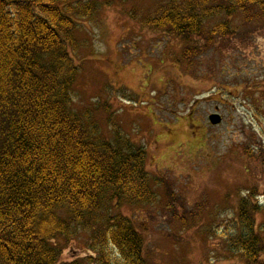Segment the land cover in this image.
<instances>
[{
	"label": "rangeland",
	"instance_id": "obj_1",
	"mask_svg": "<svg viewBox=\"0 0 264 264\" xmlns=\"http://www.w3.org/2000/svg\"><path fill=\"white\" fill-rule=\"evenodd\" d=\"M71 1L96 4L92 18L77 19L72 108L106 138L118 126L147 152L156 201L116 210L142 235L146 263L247 264L229 239L244 197L264 234V10L213 18L208 27L227 21L233 34L204 49L192 37L202 50L185 59L178 36L145 25L159 0ZM90 242L87 231L51 241L60 263L91 255ZM114 251L99 262L118 264Z\"/></svg>",
	"mask_w": 264,
	"mask_h": 264
},
{
	"label": "trees",
	"instance_id": "obj_2",
	"mask_svg": "<svg viewBox=\"0 0 264 264\" xmlns=\"http://www.w3.org/2000/svg\"><path fill=\"white\" fill-rule=\"evenodd\" d=\"M253 5L264 10V0H159L144 22L178 36L190 59L216 36L233 34L227 21L208 27L213 18ZM95 10L92 1L0 0V264H103L109 249L118 264H147L142 235L116 211L156 201L146 149L118 126L106 138L72 108L77 19ZM194 36L206 41L202 49L191 46ZM256 210L241 199L229 239L247 264L263 263ZM78 231L88 232L96 255L60 263L63 249L51 241Z\"/></svg>",
	"mask_w": 264,
	"mask_h": 264
},
{
	"label": "water",
	"instance_id": "obj_3",
	"mask_svg": "<svg viewBox=\"0 0 264 264\" xmlns=\"http://www.w3.org/2000/svg\"><path fill=\"white\" fill-rule=\"evenodd\" d=\"M210 124L217 125L221 122V117L218 113L210 114L208 117Z\"/></svg>",
	"mask_w": 264,
	"mask_h": 264
},
{
	"label": "flooded vegetation",
	"instance_id": "obj_4",
	"mask_svg": "<svg viewBox=\"0 0 264 264\" xmlns=\"http://www.w3.org/2000/svg\"><path fill=\"white\" fill-rule=\"evenodd\" d=\"M215 110H216V109H215ZM215 110H214V112H216Z\"/></svg>",
	"mask_w": 264,
	"mask_h": 264
}]
</instances>
